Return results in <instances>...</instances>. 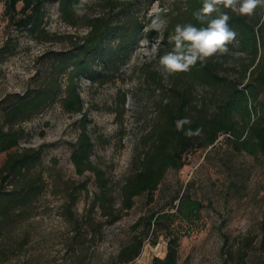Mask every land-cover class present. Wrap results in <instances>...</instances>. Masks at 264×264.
I'll return each mask as SVG.
<instances>
[{
    "label": "rangeland",
    "instance_id": "rangeland-1",
    "mask_svg": "<svg viewBox=\"0 0 264 264\" xmlns=\"http://www.w3.org/2000/svg\"><path fill=\"white\" fill-rule=\"evenodd\" d=\"M145 22L171 9L174 0H134ZM82 12L99 13V0H88ZM21 6V4H20ZM239 6V4L237 5ZM48 9V31L56 35L40 42L8 24L4 3L0 2V125L3 105L43 79L48 51L68 47L60 37L66 33L84 34L59 17L57 3ZM145 26L120 74L107 83L79 81L88 130L94 140L93 165L109 179L114 208L122 204V186L132 173L144 147L145 138L158 120L160 101L169 96L151 79L161 72L157 53L165 45L164 29ZM157 31V35H153ZM153 46L158 47L153 50ZM218 56L222 73L241 80L245 57L235 48ZM250 77H247L244 83ZM62 81L65 77L62 76ZM165 88L168 82L164 81ZM208 89L196 88V95ZM264 95L257 108L261 113ZM82 115L70 114L56 102L30 119L20 122L26 134L19 147L43 148L42 162L32 170L41 176L43 187L27 205L12 214L7 222L0 219V264H113L120 250L142 227L132 228L141 217L153 212H175L177 195L187 193L203 204L191 221L176 219L180 246L175 264H239L246 252L245 264H264V153L255 155L235 151L227 135L220 134L214 145L190 149L180 169L169 168L152 200L144 193L124 210L115 222H106L92 202L98 193L92 171L76 172L70 156L80 132ZM161 119V118H160ZM6 153H0V167ZM167 238L147 235L141 254L129 264H163Z\"/></svg>",
    "mask_w": 264,
    "mask_h": 264
},
{
    "label": "trees",
    "instance_id": "trees-1",
    "mask_svg": "<svg viewBox=\"0 0 264 264\" xmlns=\"http://www.w3.org/2000/svg\"><path fill=\"white\" fill-rule=\"evenodd\" d=\"M1 1L8 24L40 42H50L56 36L47 29V5L51 2L57 3L59 17L65 24L86 29L84 34L62 35L60 38L69 45L45 53L46 73L40 83L16 94L3 105L0 153H6V156L0 167L2 221L10 220L13 213L36 197L44 183L41 176L32 173L42 162L43 148H20V140L26 132L17 125L56 102L67 113L82 115L70 159L78 174L87 170L94 173L98 193L92 202V210L98 207L109 223L118 220L124 210L131 209L136 196L147 193L152 200L169 168H182L187 151L214 145L220 134L228 136L235 151L251 155L264 153V107L261 113L257 108L264 95V5L257 6L252 15H240L220 3L216 6L219 12H213L207 18H217L219 13L229 16L227 23L235 32V38L227 46L237 49L245 57L241 80L229 79L222 73L224 64L218 56L204 62L198 60L186 72H151V79L158 82L164 92L166 89L169 96L159 103L158 120L145 138L134 170L122 186V204L116 209L109 179L91 161L95 144L88 130L89 120L79 81L82 77L101 84L113 80L130 58L144 27L152 26V21L157 18L167 22L165 45L157 56L160 58L172 51L174 43L170 37L174 35L176 25L191 24L198 29L208 26L207 20L201 22L194 16L202 9L204 0H174L171 9L145 22L140 19V8L134 0H99L102 11L94 14L82 12L85 7H90L88 0ZM150 34L157 35L158 32ZM248 72L250 77L244 83ZM164 81L168 82L166 88ZM198 86L207 88L209 96L196 95ZM189 130L194 134L186 135ZM174 200H178L174 205L175 212L159 210L141 216L133 224L134 230L142 227L145 235H135L120 250L113 264L133 262L141 254L147 235L152 234L155 237L163 234L167 238V253L160 262H177L181 233L174 226L176 219L181 216L183 220L191 221L203 204L187 193L177 195ZM245 256L246 252L239 254V264H245Z\"/></svg>",
    "mask_w": 264,
    "mask_h": 264
},
{
    "label": "clouds",
    "instance_id": "clouds-1",
    "mask_svg": "<svg viewBox=\"0 0 264 264\" xmlns=\"http://www.w3.org/2000/svg\"><path fill=\"white\" fill-rule=\"evenodd\" d=\"M220 3L237 14L252 15L257 6L264 5V0H204L202 9L195 12L194 16L201 22L207 20L208 26L198 29L191 24L176 25L174 35L170 37L174 48L159 59L166 73L189 71L198 60L204 62L217 53L223 55L228 52L227 45L235 38V32L227 23L229 16L219 13L217 18L207 19L213 12H219L216 6ZM164 23L157 18L152 21V27L158 29ZM153 50L158 51V47L153 46ZM193 134L191 130L186 132V135Z\"/></svg>",
    "mask_w": 264,
    "mask_h": 264
}]
</instances>
